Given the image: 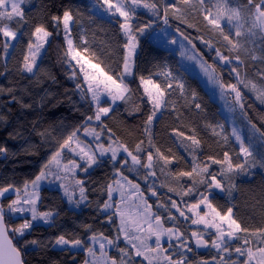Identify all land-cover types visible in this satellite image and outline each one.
Listing matches in <instances>:
<instances>
[{
	"label": "trees",
	"instance_id": "16d2710c",
	"mask_svg": "<svg viewBox=\"0 0 264 264\" xmlns=\"http://www.w3.org/2000/svg\"><path fill=\"white\" fill-rule=\"evenodd\" d=\"M121 1L132 12L128 20L103 15V0H26L19 17H0V190L20 191L0 203L9 236L24 264H41L60 241L67 246L59 251L58 264H90L96 238L115 246L108 255L116 264H149L123 242L115 210L106 211L121 176L141 190L165 228L182 235L186 253L175 244L169 257L185 264H244L246 257L238 259V251L264 248V99L248 85L252 79L264 87V0H228L241 16L237 37L213 24L201 0H139L152 13L134 10L131 0ZM69 16L72 31L66 24ZM126 24L138 42L131 75ZM7 27L18 36L12 48ZM165 27L193 45L226 86L237 82L216 56L240 62L235 68L246 80L240 87L244 107H234V115L251 151L246 158L236 143L213 133L222 107L198 78L186 74L184 93L167 91L157 78L168 65L177 66L171 51L153 36ZM40 32L48 39L43 55L34 61L30 53L40 44ZM71 34L91 63L125 83L126 100L95 104L85 72L71 52ZM149 78L166 93L163 111L146 94L143 82ZM107 109L111 113L93 123ZM89 126L103 130L137 166L126 157L94 163L74 158L79 167L63 182L64 188L44 186L39 192L37 213L51 223L18 215L14 200L49 173L58 157L73 159L70 141ZM206 198L221 215L232 213L241 228L224 252L213 248L216 235L195 227L187 210ZM199 239L206 247L198 248Z\"/></svg>",
	"mask_w": 264,
	"mask_h": 264
},
{
	"label": "rangeland",
	"instance_id": "374dc122",
	"mask_svg": "<svg viewBox=\"0 0 264 264\" xmlns=\"http://www.w3.org/2000/svg\"><path fill=\"white\" fill-rule=\"evenodd\" d=\"M103 1L105 5L104 11H101L103 15L119 14L126 20L132 17L130 8L121 0ZM201 1L207 6L206 11L216 27L234 37L240 35L242 30L241 16L238 11L230 7L228 0ZM25 2L26 0H0V17H19ZM131 4L134 10L144 9L152 13V9L142 5L139 0H131ZM66 24L68 30L72 31L73 20L70 16L67 18ZM125 31L130 40L127 74L131 75L138 53V42L132 38L129 24L125 25ZM5 34L12 48L18 36L9 27L5 28ZM153 36L157 43L164 45L171 51L176 61V67L170 64L162 74L157 76L161 83L167 86V91L177 89L184 93L187 87L186 74L198 78L222 107L221 121L212 128L213 133L227 143H236L241 148L243 159L249 156L251 151L245 143L243 133L234 115V107L238 110H242L244 107V97L240 87L246 80L239 75L235 68L239 66L240 62H231L221 54L216 56L217 64L230 69L237 82L235 85L226 86L222 83L216 68L209 65L197 49L188 44L182 36L174 33L168 27L154 30ZM40 39V44L31 49L30 55L34 61H37L44 53L45 43L48 39L47 34L40 32ZM68 42L74 59L81 64L82 71L85 72L87 90L95 104H102L106 100L117 104L128 98L129 89L125 83L117 81L105 70L91 63L86 54L80 51L72 34L69 36ZM84 43L82 40V44ZM248 85L264 99V87L252 79H249ZM143 86L148 98L154 102L160 111H163L166 93L160 84L156 82L155 78H149L143 82ZM228 97L229 100H227ZM111 111L112 109L102 110L100 116L93 123L102 122V119L107 117ZM68 151L73 159L68 158L65 154L58 157L49 173L40 176L34 184L26 187L21 197L14 200L15 211L18 215L26 216L31 222L50 224L51 221L48 218L37 213L39 192L44 186L64 188L63 182L79 167V163L75 159H79L80 163H94L98 159L126 157L131 165L137 166V162L130 159V155L121 145L114 142L103 130L94 126H89L84 132L75 134L70 141ZM215 190L220 191L221 189L216 188ZM18 194L20 191L15 188L2 189L0 190V203L3 199ZM111 196L114 201L109 204L106 211L115 210L120 220L122 240L134 250L136 256L143 258L149 264H185V260H175L167 255L168 251H174L173 245L175 244L181 248L182 253H186V250L180 245L183 241L182 235L176 229L165 228L162 220L156 218L141 190L135 184L119 176L117 184L112 188ZM187 210L193 216L195 227L216 235L217 238L213 246L216 251L224 252L228 244L233 243L238 238L241 228L235 221L233 214L221 215L212 207L210 198L202 200ZM92 243L97 252L91 254L90 264H116L108 255V252L115 248L111 242L103 238H96L92 240ZM197 243L198 248L206 247V244L200 239L197 240ZM164 245L169 246V249L163 250ZM66 246L64 241L58 242L41 264H58L60 262L59 251ZM243 256L246 257L244 264H264V248L255 252H237L238 259H242Z\"/></svg>",
	"mask_w": 264,
	"mask_h": 264
},
{
	"label": "water",
	"instance_id": "95a60500",
	"mask_svg": "<svg viewBox=\"0 0 264 264\" xmlns=\"http://www.w3.org/2000/svg\"><path fill=\"white\" fill-rule=\"evenodd\" d=\"M0 264H24L20 251L9 236L2 216L0 215Z\"/></svg>",
	"mask_w": 264,
	"mask_h": 264
}]
</instances>
